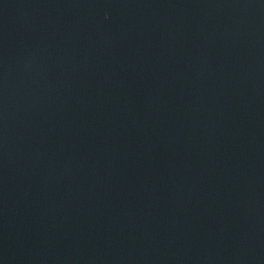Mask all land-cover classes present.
Returning <instances> with one entry per match:
<instances>
[{"label":"water","instance_id":"95a60500","mask_svg":"<svg viewBox=\"0 0 264 264\" xmlns=\"http://www.w3.org/2000/svg\"><path fill=\"white\" fill-rule=\"evenodd\" d=\"M0 264H264V0H0Z\"/></svg>","mask_w":264,"mask_h":264}]
</instances>
